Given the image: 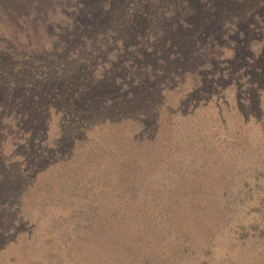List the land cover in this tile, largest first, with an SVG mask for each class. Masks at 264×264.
<instances>
[{"label": "trees", "instance_id": "16d2710c", "mask_svg": "<svg viewBox=\"0 0 264 264\" xmlns=\"http://www.w3.org/2000/svg\"><path fill=\"white\" fill-rule=\"evenodd\" d=\"M238 227L264 238V0H0V264H204Z\"/></svg>", "mask_w": 264, "mask_h": 264}, {"label": "rangeland", "instance_id": "374dc122", "mask_svg": "<svg viewBox=\"0 0 264 264\" xmlns=\"http://www.w3.org/2000/svg\"><path fill=\"white\" fill-rule=\"evenodd\" d=\"M243 231H247L245 228L238 227L237 228V235L242 234V239L240 240L239 244L237 246L241 247L239 248V255L238 254V247L236 246V251L233 249H229L228 251H225L224 248H219L210 245H206L205 248L202 251V260L204 261V264H255L256 261H259L256 255H260L264 258V238L263 236H259L258 239L254 241H249L246 234ZM222 233H225L223 231ZM221 233V234H222ZM220 234V236H221ZM245 235V236H244ZM224 243V242H222ZM259 247V248H258ZM227 253L228 258H224L219 260L222 256V253ZM12 252L9 254H6V259L1 264H17L19 261L13 258ZM242 257V258H240ZM255 257V258H252ZM228 260V261H226ZM23 263V261H22ZM203 264V262H202ZM256 264H262L260 262H257Z\"/></svg>", "mask_w": 264, "mask_h": 264}]
</instances>
